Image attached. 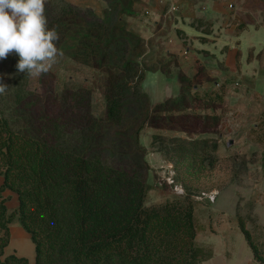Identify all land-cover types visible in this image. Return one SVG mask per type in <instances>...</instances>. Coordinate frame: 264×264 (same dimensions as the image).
<instances>
[{
    "label": "trees",
    "instance_id": "trees-1",
    "mask_svg": "<svg viewBox=\"0 0 264 264\" xmlns=\"http://www.w3.org/2000/svg\"><path fill=\"white\" fill-rule=\"evenodd\" d=\"M107 2L110 10L119 8L113 0ZM46 4L48 27L55 28L60 37V23L77 12L63 2L53 9ZM118 20L108 24H118ZM110 32L112 35L101 41L90 37L91 67H97L96 60L102 64L112 56L123 59L129 51L125 30L114 25ZM18 60L14 53L10 78L4 84L8 88L0 94V264H202L211 259V247L195 241L198 228L191 195L147 206L145 196L151 187L145 181L143 167L120 155L130 151L128 139L132 136L115 135L118 148L111 157L106 156L100 151L105 138L100 122L91 113L88 91L65 86L59 97L52 86L53 75L45 73L39 79L41 92L36 93L29 87L30 75L17 70ZM137 67L138 63L127 60L122 67L126 75L113 72L111 67L103 69L107 88L101 121L123 123L126 105L120 103L119 92L125 79L132 84L141 79ZM136 94L148 103L140 89L136 88ZM205 99L220 101L216 95ZM167 104H158L152 113L147 111L137 131L131 133L136 137L148 122L158 130H173L180 124L183 133L198 128L199 134H206L224 122L221 114L187 113L191 108L183 94ZM152 139L161 145L166 142L158 135ZM169 140L166 145L170 147L158 152L174 168L182 166L193 174L212 169L218 162V143L209 137ZM123 143L125 146H121ZM5 192L17 201L11 211ZM247 220L256 230L264 231L256 216ZM14 222L34 244L33 262L4 254L11 237L8 227ZM237 224L254 261L264 264V243L251 234L243 218L238 217Z\"/></svg>",
    "mask_w": 264,
    "mask_h": 264
},
{
    "label": "rangeland",
    "instance_id": "rangeland-1",
    "mask_svg": "<svg viewBox=\"0 0 264 264\" xmlns=\"http://www.w3.org/2000/svg\"><path fill=\"white\" fill-rule=\"evenodd\" d=\"M61 2L69 4V7L77 13L75 15H67L65 20L60 23L63 32L60 34V42L57 43V48L63 51V56L57 57L56 63L53 64L47 73L53 75L54 84L52 86L55 94L59 97L63 95L65 86H71L75 90L82 89L88 91L91 113L100 122L102 132L104 133L105 139L102 142L100 151H105L106 156L111 157L113 150L116 147L118 148V146L114 145L116 141H114L113 137L115 135H119L120 137H135L132 133L135 130L137 131L147 111L148 113H152L153 109L161 103H168L167 105H170L179 99L182 94L187 97L188 107L191 108V110L186 111L187 113H214L216 110L214 103L202 102L204 101L202 98L199 99L200 101H195L191 96L193 84L201 80V71L199 70L197 73L192 72L190 74L183 70H178L176 66L182 61L181 56L177 54L178 52L170 54L167 57L165 56L167 53L161 52L162 49H158L157 45L152 47L150 40L146 39V36H136L135 34L139 31L135 28L137 25L131 24L130 21L132 20L129 17L123 16V13L129 14L128 9L118 5L119 8L110 10L104 4L102 7L98 6V0H46V5L53 9L57 4L61 6ZM256 2L264 4V0H256ZM117 17H119L118 24H113V21ZM108 22L113 23L108 24ZM114 25H119V27L125 30L123 36H126L130 42L129 51L123 59L119 55H116L109 58V60L107 59L102 64L96 60L97 67H91L89 57L90 37H96L101 41L105 36L112 35L110 27ZM187 30L191 32L190 29L186 28ZM250 35V37L243 36L240 39V49L245 57L248 55L249 44H253L255 50L259 52L264 43L263 30L252 31ZM184 44L187 46V41H184ZM13 59L14 52L6 59H0V83L5 84L9 80ZM127 60L138 63L139 67L137 68L141 69L142 76L135 84H132L130 80L127 81V79L123 81L124 86L119 92V96H121L120 103L126 105L123 123L117 125L108 124L100 120L104 117L106 110L105 95L107 86L105 85L106 74L103 72V69L111 67L113 72L126 75L122 71V67L126 64ZM196 67L198 66L196 65ZM206 67L212 68L213 64ZM206 67L204 66V68ZM201 70L202 73L203 70L205 71V69ZM40 76L30 75L29 79V87L36 93L41 92ZM153 86L155 88L153 90L154 96L146 94L144 90H151L150 87L153 88ZM136 88L146 94L148 103L141 101L137 97ZM155 99L159 103L154 102ZM166 108L168 109V106ZM133 126V131L129 132V129ZM181 127L179 124L173 130L163 131L149 127L148 122H146L138 130L135 138L128 139V141H131L128 144L130 151L124 152L125 155L120 154L128 158L134 165L143 167L145 181L151 187L147 196H145L146 205L156 206L165 203L174 196L191 195V201L194 205V224L198 228L195 241L200 245H204V243L210 244V246H205H209L212 251H216L213 260L209 264H257L238 227L237 218H243L246 228L251 231V234L254 237H258L261 243H264V231L256 230L251 221L247 220L253 216V202L244 200L247 197V192H249L250 180L252 178L257 179L255 172L259 170L256 168L239 167L237 165L231 168L228 161L231 157L223 159L221 163L217 162L212 169L199 170L193 174H188L186 169L181 168L182 166L174 168V164L166 156L158 152L165 147H170L166 145L170 142L169 139L172 137H182L185 139H203L208 137L200 135L198 128L191 127V132L183 133ZM184 128L188 130L190 127L184 126ZM223 128L227 131L224 134L231 131L230 122L225 121ZM223 128L220 125L214 132ZM156 135L166 141L164 145H161V142L158 140L153 143L152 137ZM228 137L229 134L225 138ZM209 138L215 141L214 138ZM123 145L125 146L124 143L121 144V146ZM117 158L115 157L114 160ZM119 161H123V158H120V156ZM236 174L239 179L236 178ZM249 174L252 176L250 180L247 179ZM244 176L245 179L243 178ZM233 177L237 179L236 184L239 193H241L240 195H243L236 201V209L233 208L234 192L229 188ZM221 190L223 191L220 195H217V200L214 203L217 191L220 192ZM210 194H214L212 201L209 198ZM4 196L10 198L6 203L8 210H13L17 206L15 196L10 192H5ZM8 228H11V240L4 250V254L14 253L19 257L26 256L30 262H33L35 250L29 235L16 222L12 223Z\"/></svg>",
    "mask_w": 264,
    "mask_h": 264
},
{
    "label": "crops",
    "instance_id": "crops-1",
    "mask_svg": "<svg viewBox=\"0 0 264 264\" xmlns=\"http://www.w3.org/2000/svg\"><path fill=\"white\" fill-rule=\"evenodd\" d=\"M98 1V6H110L107 0ZM114 2L128 9L129 14L123 13V16L129 17L131 24L137 25L135 28L139 31L136 36H146L151 46L157 45L158 49H162L161 52L167 53V57L178 52L182 60L179 62L180 66H176L178 70L190 74L201 71V80L193 84L192 98H202V102L214 103V114L223 115L222 128L225 121H228L232 129L226 134L224 132L227 131L223 128L200 135L214 138L218 143V162L231 157L228 160L231 168L237 165L259 170L255 172L256 180L250 174L246 177L252 179L244 200L253 202L252 214L257 217V223L264 227V43L259 52L253 44H249L247 57L240 49V39L243 36L250 37V33L256 30L264 31V4L256 0ZM172 7L175 10H171ZM186 28L191 32L186 31ZM184 41H187V46ZM212 64V68L206 67ZM201 69L205 71L202 73ZM150 89L144 91L154 96V86ZM214 95L220 101L203 99ZM154 102L159 103L156 99ZM227 134L229 137L225 138ZM235 176L239 179L237 174ZM236 178L231 179L229 187L234 192V209L236 201L243 196L239 193ZM222 191H217L214 203ZM204 245L210 246L207 243ZM215 253L213 250V257ZM213 257L202 264H209Z\"/></svg>",
    "mask_w": 264,
    "mask_h": 264
},
{
    "label": "clouds",
    "instance_id": "clouds-1",
    "mask_svg": "<svg viewBox=\"0 0 264 264\" xmlns=\"http://www.w3.org/2000/svg\"><path fill=\"white\" fill-rule=\"evenodd\" d=\"M45 4L46 0H0V59L14 52L21 73L45 74L63 56L56 46L58 32L48 27ZM7 88L0 83V94Z\"/></svg>",
    "mask_w": 264,
    "mask_h": 264
},
{
    "label": "built area",
    "instance_id": "built-area-1",
    "mask_svg": "<svg viewBox=\"0 0 264 264\" xmlns=\"http://www.w3.org/2000/svg\"><path fill=\"white\" fill-rule=\"evenodd\" d=\"M171 10H175V8H174V7H172V8H171ZM175 190H176V191H178V189H177V188H175ZM209 198H210V200L212 201V200H213V198H214V194H210V195H209Z\"/></svg>",
    "mask_w": 264,
    "mask_h": 264
}]
</instances>
